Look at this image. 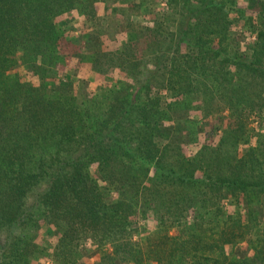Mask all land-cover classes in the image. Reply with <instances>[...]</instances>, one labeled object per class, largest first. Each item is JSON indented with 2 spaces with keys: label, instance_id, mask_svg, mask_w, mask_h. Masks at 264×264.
Listing matches in <instances>:
<instances>
[{
  "label": "trees",
  "instance_id": "1",
  "mask_svg": "<svg viewBox=\"0 0 264 264\" xmlns=\"http://www.w3.org/2000/svg\"><path fill=\"white\" fill-rule=\"evenodd\" d=\"M100 1L0 0V264L43 256L16 230L35 210L55 264H78L87 242L111 246L99 264H142L132 238L149 214L148 264H264V0H120L99 15ZM116 13L123 42L104 48ZM79 19L96 31L73 38ZM64 47L103 91L49 66ZM18 66L34 85L7 76ZM110 69L139 85L112 87Z\"/></svg>",
  "mask_w": 264,
  "mask_h": 264
},
{
  "label": "rangeland",
  "instance_id": "2",
  "mask_svg": "<svg viewBox=\"0 0 264 264\" xmlns=\"http://www.w3.org/2000/svg\"><path fill=\"white\" fill-rule=\"evenodd\" d=\"M115 2L112 3V0H101L99 3L96 4L97 6V12L99 15L102 12H106L108 10V14L112 9L119 8L121 1L120 0H114ZM157 10V8H156ZM140 11L147 17L149 20L152 19V16H149L148 11L144 12L143 9H140ZM74 19V18H73ZM122 16L120 13L111 14V23L112 28L110 32H106L105 29L99 30L98 34L100 35V40L102 42L103 47L105 48L107 46H114L121 45L123 42L124 34H117L113 31V28L118 25V23L121 22ZM76 20V19H75ZM109 21L107 22V24ZM70 26L73 28L72 33L74 34L73 38H78L80 34H83L84 32L94 31V21L91 19L88 20H77L76 23L70 24ZM96 31V30H95ZM98 48V47H97ZM98 50V49H97ZM75 48L69 51L68 48L64 47L62 56L60 58L63 59H57L56 62H52L49 66L59 74L69 72L75 76L76 80H85L88 89L91 92H101L104 90V86L106 85L105 81V74L101 73H94L93 69L91 68L90 64L87 62H79L77 59H75L72 55L69 53L74 52ZM79 62V63H78ZM103 64V65H101ZM101 64H97L100 68H105L106 72L108 70V67H110L108 64L104 65V62ZM27 70H24V67L18 66L14 67L9 72H6L7 76L11 80H16L19 76H23V74L26 73ZM111 72V73H110ZM110 74L112 77H114L116 80H113L114 85L112 87H119L121 90L127 93H131L138 85H139V77L135 75H131L127 72H120L116 69H110ZM29 74V81H23V88L28 87L29 85H34L36 83V76L32 74L31 72L27 71ZM34 75V76H33ZM51 77H47V81L52 80L54 75H49ZM218 123V124H217ZM216 125V127H214ZM224 126V124H221L220 122H217V120H211V122L208 125V132L211 131L215 133L214 129H220ZM219 132V131H218ZM194 147H191V150ZM186 152V151H185ZM228 211H233L234 207L233 205L228 206ZM136 228L137 231L134 234L132 240L135 243V249L132 250L134 253L137 251V255L141 254L142 264H148L150 263L149 260L146 259L144 253L146 250L147 245V238L151 236L152 232L156 230V222L153 220L152 216L149 214L146 219H140L136 220ZM17 231L21 230L24 231L26 234L32 237V239L39 244L44 250L43 256H41L39 259H36L33 261L32 264H55L53 262V259L50 256V252L53 248V244L55 242L56 234L50 235L47 230L44 228L43 221L40 220L38 211L35 210L33 217L31 220H29L26 223V226L24 228H16ZM85 251L83 257L80 259L78 264H99L101 257L103 253H107L111 251V246L107 243L103 244L100 247H96L91 242H87L85 244ZM229 251V249H228ZM234 252L233 254H241L243 253V248L238 246L237 249L231 250ZM121 264H136L133 261H125ZM153 264V263H151Z\"/></svg>",
  "mask_w": 264,
  "mask_h": 264
}]
</instances>
